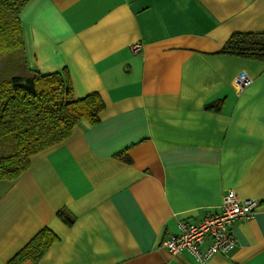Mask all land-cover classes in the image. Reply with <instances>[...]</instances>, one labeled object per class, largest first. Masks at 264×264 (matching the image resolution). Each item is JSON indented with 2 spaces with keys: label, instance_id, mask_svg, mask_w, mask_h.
<instances>
[{
  "label": "crops",
  "instance_id": "crops-1",
  "mask_svg": "<svg viewBox=\"0 0 264 264\" xmlns=\"http://www.w3.org/2000/svg\"><path fill=\"white\" fill-rule=\"evenodd\" d=\"M21 19L28 69L67 68L75 98L99 93L105 109L0 179V264L45 228L59 241L21 264H264V60L222 52L264 32V0H31ZM230 190L259 204L228 256L161 246Z\"/></svg>",
  "mask_w": 264,
  "mask_h": 264
},
{
  "label": "trees",
  "instance_id": "trees-1",
  "mask_svg": "<svg viewBox=\"0 0 264 264\" xmlns=\"http://www.w3.org/2000/svg\"><path fill=\"white\" fill-rule=\"evenodd\" d=\"M31 0H0V58L9 56L25 71L0 79V179H16L31 165V157L68 139L82 119L101 120L105 103L99 93L75 98L67 68L40 74L27 67L21 14ZM223 53L264 60V32L233 33ZM15 62V63H16ZM223 101L207 109L220 111ZM58 217L73 225L76 216L63 208ZM59 237L45 228L9 264L39 261Z\"/></svg>",
  "mask_w": 264,
  "mask_h": 264
},
{
  "label": "built area",
  "instance_id": "built-area-1",
  "mask_svg": "<svg viewBox=\"0 0 264 264\" xmlns=\"http://www.w3.org/2000/svg\"><path fill=\"white\" fill-rule=\"evenodd\" d=\"M140 44L133 45L138 52ZM252 83V78L241 72L235 84L239 90ZM258 201L241 199L235 191H228L219 210L206 213L196 221L181 220L178 231L170 234L161 242V246L172 255L188 253L196 261L205 263L215 255L228 256L237 246L234 232L236 222L253 216Z\"/></svg>",
  "mask_w": 264,
  "mask_h": 264
},
{
  "label": "rangeland",
  "instance_id": "rangeland-1",
  "mask_svg": "<svg viewBox=\"0 0 264 264\" xmlns=\"http://www.w3.org/2000/svg\"><path fill=\"white\" fill-rule=\"evenodd\" d=\"M13 58L9 56H4L0 58V79L8 76L10 73H15L22 71H25L24 63L22 62V65L17 67V62Z\"/></svg>",
  "mask_w": 264,
  "mask_h": 264
}]
</instances>
